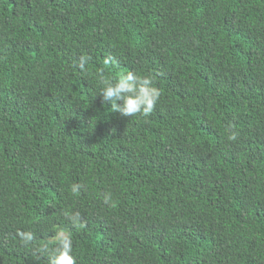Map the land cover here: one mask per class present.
Listing matches in <instances>:
<instances>
[{
  "label": "trees",
  "instance_id": "1",
  "mask_svg": "<svg viewBox=\"0 0 264 264\" xmlns=\"http://www.w3.org/2000/svg\"><path fill=\"white\" fill-rule=\"evenodd\" d=\"M101 70L154 75L155 112ZM61 229L77 264H264V0H0V264Z\"/></svg>",
  "mask_w": 264,
  "mask_h": 264
},
{
  "label": "clouds",
  "instance_id": "2",
  "mask_svg": "<svg viewBox=\"0 0 264 264\" xmlns=\"http://www.w3.org/2000/svg\"><path fill=\"white\" fill-rule=\"evenodd\" d=\"M91 57L84 55L80 58L78 67L85 74H88V64ZM114 58L108 57L104 61L105 67H111L114 63ZM77 65H74L76 67ZM97 79L103 90L100 96L103 97L105 105H111V110L114 113H119L125 118H133L143 116L145 118L151 116L161 99L162 91L156 87V77L154 75H139L134 71H129L126 74H120L118 78H109L101 70L97 73ZM234 127V126H233ZM115 134V130L113 132ZM239 137V132L232 131L229 139L235 142ZM83 185L74 184L71 188L73 195H79ZM104 203L112 208L118 207V204L113 202L111 194L105 195ZM65 217L72 222L77 228H87V222L83 221L81 213L74 214L65 212ZM25 246L32 245L36 236L35 233L19 232ZM52 243L56 245L55 249L49 256V264H77L76 257L73 255V238L72 233L66 230H59L52 238ZM40 252L48 253L49 249L44 246L38 249Z\"/></svg>",
  "mask_w": 264,
  "mask_h": 264
}]
</instances>
